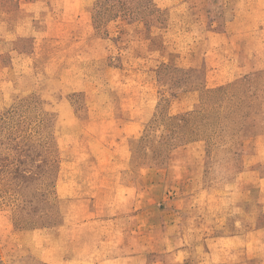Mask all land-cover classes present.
Segmentation results:
<instances>
[{"label":"rangeland","instance_id":"rangeland-1","mask_svg":"<svg viewBox=\"0 0 264 264\" xmlns=\"http://www.w3.org/2000/svg\"><path fill=\"white\" fill-rule=\"evenodd\" d=\"M28 2L0 0V264H249L221 236L264 199V0H43L24 29ZM99 148L97 195L59 198Z\"/></svg>","mask_w":264,"mask_h":264},{"label":"crops","instance_id":"crops-1","mask_svg":"<svg viewBox=\"0 0 264 264\" xmlns=\"http://www.w3.org/2000/svg\"><path fill=\"white\" fill-rule=\"evenodd\" d=\"M29 2L27 4L20 3V12H22L24 15L22 18H20L21 21L18 23L20 24V27L26 29V24L29 25H34L33 18H38L39 15H34L30 19L26 18V11H35L36 12H44L45 9H43V0H28ZM45 3V2H44ZM27 6H30L29 8ZM27 7V8H26ZM64 12L68 11V7L64 6ZM40 17V16H39ZM0 25H3V22L0 20ZM4 26V25H3ZM2 27V26H0ZM36 27V26H35ZM14 35H17L14 33ZM21 35V34H19ZM66 114L71 117L69 112L66 110ZM62 117V114L60 115L58 113V119ZM56 118V121H58ZM132 123V121H127V124L124 129V134H132L130 135L131 138L135 137L137 134V131H131L130 128H136ZM132 132V133H131ZM102 154L103 151L99 148L96 149L92 155L95 157L91 159L90 165L85 168V171H87L88 174H82L79 177H76L77 180H79V184H74V183H65L63 187H60L62 189H59L58 183H59V178H60V172H62V167L59 164L58 169H57V175H56V180H55V193L59 198L62 199H75V198H93L97 195L98 189H99V184L101 177L107 173L106 168H104L101 163H102ZM69 166V165H68ZM74 166V165H71ZM77 166V171L81 169L82 166H79V164H76ZM71 168V167H70ZM73 178V177H70ZM84 178V179H83ZM257 185L260 188V192L262 197H264V177L259 178L257 181ZM249 209L254 210L253 214V223L251 226L248 227L247 231L244 234H237V233H227L226 236H221V237H226L227 240L235 241L238 239V237H243L245 238V249L244 253L246 256V259L249 264H264V223H260V220L264 218V199L256 205V203H253L252 208L251 206ZM219 219H216V222ZM237 238V239H236ZM31 241H26V244L28 247L33 249ZM34 250V249H33ZM63 256L59 257H54L51 259H47L46 261L49 264H89V262H84V261H76V260H68L65 261L63 259ZM95 264V263H94ZM222 264H234V262H227V263H222ZM236 264V263H235Z\"/></svg>","mask_w":264,"mask_h":264}]
</instances>
